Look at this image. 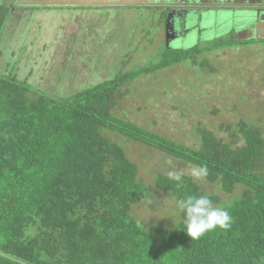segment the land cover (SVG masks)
<instances>
[{
    "label": "trees",
    "instance_id": "obj_1",
    "mask_svg": "<svg viewBox=\"0 0 264 264\" xmlns=\"http://www.w3.org/2000/svg\"><path fill=\"white\" fill-rule=\"evenodd\" d=\"M2 1L0 40L14 17ZM251 43L232 38L204 52ZM196 49L166 48L160 64L119 73L73 95L34 91L8 65L0 72V264H264L263 129L244 121L227 129L221 125L219 132L233 131L228 141L198 125L197 145L187 146L114 113L126 85L204 54ZM109 133L188 167L207 165L204 179L231 198L227 206L190 176L183 175L178 187L159 174L156 189L175 200L209 195L229 211L230 228L192 240L181 211L173 228H142L131 218L132 208L151 200L153 189Z\"/></svg>",
    "mask_w": 264,
    "mask_h": 264
},
{
    "label": "rangeland",
    "instance_id": "obj_2",
    "mask_svg": "<svg viewBox=\"0 0 264 264\" xmlns=\"http://www.w3.org/2000/svg\"><path fill=\"white\" fill-rule=\"evenodd\" d=\"M152 1L150 9L88 8L80 2L68 7L70 10L50 12L41 8L42 12L30 15H21L16 9L10 19L13 22L0 40V72H5L8 65L34 91L59 90L62 96L73 95L112 80L119 73H136L160 64L169 41L172 47L187 52L196 48L204 52L205 48L232 38L252 41L249 46L232 50L208 49L212 51L129 83L122 89L125 98L118 100L114 113L119 119L187 146L197 145L198 125L228 141L231 139L227 135L233 131L219 132L221 125L227 129L244 121L257 124L264 131V24L260 25L258 18L243 17L244 14L235 18L228 10H211L212 16L204 22L197 24L193 17L187 27L190 32L182 28V33L167 42L165 27L172 14L162 2L172 0ZM15 3L16 8L23 7L18 1ZM216 13H227L228 17L218 19ZM252 27L257 30L254 34ZM235 28L237 32L232 33ZM257 33L263 35L259 37ZM218 35L220 38L215 40ZM214 68L218 73L212 77ZM197 97L199 100H194ZM230 98L232 102L228 103ZM106 137L125 149L129 159L139 166L140 180L153 189L151 200L133 206L131 218L148 231L178 225L181 217L177 200L158 191L155 179L159 174L168 176L169 171L192 177V167L118 134L109 133ZM192 178L204 191L221 197L224 206L230 203L231 198L219 185Z\"/></svg>",
    "mask_w": 264,
    "mask_h": 264
},
{
    "label": "clouds",
    "instance_id": "obj_3",
    "mask_svg": "<svg viewBox=\"0 0 264 264\" xmlns=\"http://www.w3.org/2000/svg\"><path fill=\"white\" fill-rule=\"evenodd\" d=\"M192 177L204 179L208 176L207 165L193 166L190 170ZM183 173L169 171L168 179L183 183ZM176 207L184 214L186 233L192 240H197L206 233L217 228L228 229L232 223L229 211L222 206H215L209 195L186 194L176 201Z\"/></svg>",
    "mask_w": 264,
    "mask_h": 264
},
{
    "label": "crops",
    "instance_id": "obj_4",
    "mask_svg": "<svg viewBox=\"0 0 264 264\" xmlns=\"http://www.w3.org/2000/svg\"><path fill=\"white\" fill-rule=\"evenodd\" d=\"M51 2H70L71 6H77L78 2L83 6H93L94 8H117V7H131L133 9L135 8H140V6L146 7L147 9L152 8L154 5V2L151 1L150 4H148L147 0H48ZM172 0V1H165L162 2V4L165 6L166 10L170 13L171 10H176L178 14V18L174 21L175 18H168V21L166 23L165 27V33H167L168 37L171 39V32L172 30H175L176 28V33L178 32V27L180 25H185L186 27L189 25V21L192 19V17H189L190 12H184L185 10H208L205 12H210L211 10H228L230 12L231 10H243V9H250L252 5L254 4V0H252L251 5H246V3H249L250 1L248 0ZM234 2V3H232ZM75 3V4H74ZM110 4V5H109ZM117 4V5H113ZM228 8V9H227ZM230 9V11H229ZM173 12V13H175ZM213 14L212 12H210ZM192 14V13H191ZM218 14V13H216ZM221 14V13H220ZM172 18V19H171ZM171 24V22H173ZM174 25V27H173ZM195 31L197 32V28H194ZM194 31V30H193Z\"/></svg>",
    "mask_w": 264,
    "mask_h": 264
},
{
    "label": "flooded vegetation",
    "instance_id": "obj_5",
    "mask_svg": "<svg viewBox=\"0 0 264 264\" xmlns=\"http://www.w3.org/2000/svg\"><path fill=\"white\" fill-rule=\"evenodd\" d=\"M17 1L23 5V7H21V9L16 8L17 4L15 2H17ZM151 1L152 0H147L148 4H150ZM248 1H250V2L246 3V5H251L252 4V0H248ZM9 4H10V6H9ZM6 5L11 8V11H12L13 14H15L16 13V9H18V11L22 13L21 15H30L31 13L33 14V12L35 13V11L37 13L38 12H42V11H40L41 8H43L44 11H47V9H48L51 12V11H56V10H67V9H69L68 7H71V3L70 2H67V3L66 2H51V1H48V0H11V2H9V3L6 1ZM252 5H255V6H252L250 9L231 10V11L229 9V11L234 13V17L235 18H236L237 15L241 16V15L244 14L243 17L251 16L252 17L251 20H253L254 18H258V20H260V25L264 24V0H254V4H252ZM12 6L14 8H12ZM140 7L142 8L143 6H140ZM32 9H33V11H31ZM176 10H171L170 11V14H172L170 17L173 16L172 18H175L174 21L178 18V14H177V12H175ZM205 11H208V10H206V9L201 10L199 8V10H196V9L193 10L192 9V10H187V11L185 10L184 12H190L189 13V17L190 18L192 17V19H194L193 17H195L197 24H200V23H202V21L204 22L208 18L207 16H212V14L210 12H205ZM173 12H175V13H173ZM218 14L220 16V18H218V19L225 20L228 17L227 13H224L225 17H224L223 14H220V13H218ZM221 16H222V18H221ZM209 18H211V17H209ZM192 19H191V21H192ZM174 21L171 22V24H173ZM258 25H256V26H258ZM173 27H174V25H173ZM187 27L185 25L184 26L181 25V27L179 26L178 27V32L182 33V28L186 31V33L190 32L191 29H187ZM236 29L237 28H235V30H233L231 32L232 33L237 32ZM252 29H253V27H252ZM245 30H247V29H245ZM197 32H195V33H197ZM255 32H257V30L253 29L252 33L254 34ZM177 33H176V28H175V30H172V32L170 34L171 38L175 39L174 37H175V35ZM245 33H247V32H245ZM165 34H166V37H168L167 33H165ZM261 35H263V34L257 33V36L260 37ZM219 36L220 35L216 36L214 39L216 40L217 38H220ZM213 37L214 36H212L211 38H213ZM251 37L252 36H250V38ZM169 40H170V38H169ZM207 40H209V39H207ZM167 42H168V40H167ZM167 44H168V46H167L168 50L176 49V48L172 47V45H170V41ZM182 49H184V48H182Z\"/></svg>",
    "mask_w": 264,
    "mask_h": 264
},
{
    "label": "water",
    "instance_id": "obj_6",
    "mask_svg": "<svg viewBox=\"0 0 264 264\" xmlns=\"http://www.w3.org/2000/svg\"><path fill=\"white\" fill-rule=\"evenodd\" d=\"M56 2V1H55Z\"/></svg>",
    "mask_w": 264,
    "mask_h": 264
}]
</instances>
